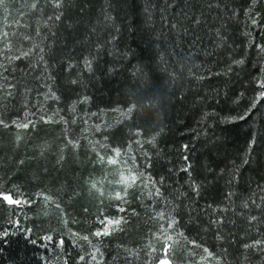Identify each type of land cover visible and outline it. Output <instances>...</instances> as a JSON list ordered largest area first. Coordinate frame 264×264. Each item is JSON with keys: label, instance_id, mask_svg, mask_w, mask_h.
<instances>
[{"label": "trees", "instance_id": "16d2710c", "mask_svg": "<svg viewBox=\"0 0 264 264\" xmlns=\"http://www.w3.org/2000/svg\"><path fill=\"white\" fill-rule=\"evenodd\" d=\"M261 46L264 0H4L0 264H264Z\"/></svg>", "mask_w": 264, "mask_h": 264}, {"label": "snow or ice", "instance_id": "6c2138e0", "mask_svg": "<svg viewBox=\"0 0 264 264\" xmlns=\"http://www.w3.org/2000/svg\"><path fill=\"white\" fill-rule=\"evenodd\" d=\"M4 3V0H0V5H2ZM253 3H256V0H253ZM57 7H59V5L57 4ZM56 19L58 20L59 19V16L56 17ZM198 22V21H197ZM252 23L253 24H256L257 21L255 19H252ZM219 34V33H218ZM261 50L264 51V46H261ZM41 51H43V49H41ZM18 58V57H17ZM235 63L237 64H242L243 63V60H238V61H235ZM85 65L87 67H89V70H90V62L89 61H85ZM261 87H264V81L261 82ZM260 95L262 97H264V92H261ZM254 106V105H253ZM248 115L247 112H245L244 114L240 115L239 117H232L231 119L232 120H236V119H245L246 116ZM0 123H3L2 121H0ZM25 127H28V124H25L24 125ZM116 154L119 155V149L116 150ZM185 160H187V157H185ZM245 163H247V160H245ZM187 170V169H185ZM117 198H120L119 196ZM3 200L7 201L8 204H20L21 201L20 200H13L10 196H3L2 197ZM245 207H247V205H245ZM121 211H123V209H120ZM161 216H163V214L161 213L160 214ZM122 217L119 218V219H106V220H102L101 221V224L104 225L103 227V230L102 231H97L94 235L96 236H101V235H109L110 234V228H118L121 224V221H122ZM251 219L255 220L256 218L255 217H252ZM175 223L174 221H172L170 224H169V227H172V224ZM4 235H7V233H5ZM45 239L47 240H52V237L51 236H48L46 237ZM85 239H87L85 237ZM170 239V237H169ZM257 243H260V242H257ZM160 264H166V261H161Z\"/></svg>", "mask_w": 264, "mask_h": 264}, {"label": "rangeland", "instance_id": "374dc122", "mask_svg": "<svg viewBox=\"0 0 264 264\" xmlns=\"http://www.w3.org/2000/svg\"><path fill=\"white\" fill-rule=\"evenodd\" d=\"M122 208H123L122 204H117V209L119 210L118 213H117V215H115L114 217L113 216H110V215H105L103 220H106V219H113V220H115V219L121 218V213H120L121 210L120 209H122Z\"/></svg>", "mask_w": 264, "mask_h": 264}, {"label": "water", "instance_id": "95a60500", "mask_svg": "<svg viewBox=\"0 0 264 264\" xmlns=\"http://www.w3.org/2000/svg\"><path fill=\"white\" fill-rule=\"evenodd\" d=\"M161 261H166V264H173L169 258H163ZM160 262L158 264H160Z\"/></svg>", "mask_w": 264, "mask_h": 264}]
</instances>
